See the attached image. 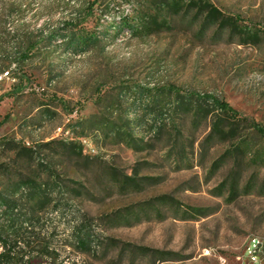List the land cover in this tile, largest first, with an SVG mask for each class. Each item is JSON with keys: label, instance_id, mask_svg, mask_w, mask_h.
Here are the masks:
<instances>
[{"label": "rangeland", "instance_id": "rangeland-1", "mask_svg": "<svg viewBox=\"0 0 264 264\" xmlns=\"http://www.w3.org/2000/svg\"><path fill=\"white\" fill-rule=\"evenodd\" d=\"M5 50L0 180L76 196L45 264H264V137L229 117L211 137L170 90L264 126V0H0Z\"/></svg>", "mask_w": 264, "mask_h": 264}, {"label": "trees", "instance_id": "trees-1", "mask_svg": "<svg viewBox=\"0 0 264 264\" xmlns=\"http://www.w3.org/2000/svg\"><path fill=\"white\" fill-rule=\"evenodd\" d=\"M98 39L94 36L91 41L96 42ZM83 41L82 38L73 37L70 43L79 44ZM2 54L0 55V71L8 60L7 51H3ZM170 90L181 109L185 108L193 111L197 116L204 117L216 113L209 136L229 133L224 124L226 117H229L235 124L248 123L264 137L263 125L241 116L238 110L216 95H189L175 88ZM129 138L133 139L131 134ZM53 181L55 185L62 187L60 191L48 182H39L31 178L16 181L12 185H6L0 180V264H45V261L56 260L57 256L52 246L55 234L54 231L52 235L48 234L45 225L50 221V214L63 210L61 201L65 198L64 196H68V199H75L76 196L70 193L72 191L67 185L58 183L57 180ZM77 213L79 214V211ZM74 219L73 222L78 221V223L73 228L72 236L84 248L91 246L94 237L87 226L85 216L79 214L74 216ZM139 249L149 250L148 248Z\"/></svg>", "mask_w": 264, "mask_h": 264}, {"label": "built area", "instance_id": "built-area-1", "mask_svg": "<svg viewBox=\"0 0 264 264\" xmlns=\"http://www.w3.org/2000/svg\"><path fill=\"white\" fill-rule=\"evenodd\" d=\"M9 75V72H6L4 75L0 76V79L6 78ZM256 247L255 249L251 250L250 253L248 254L249 262L245 264H262L261 260L258 255H256Z\"/></svg>", "mask_w": 264, "mask_h": 264}]
</instances>
